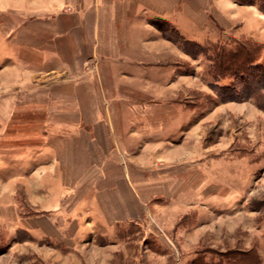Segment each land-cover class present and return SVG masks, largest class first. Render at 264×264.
I'll return each instance as SVG.
<instances>
[{
  "label": "crops",
  "instance_id": "obj_1",
  "mask_svg": "<svg viewBox=\"0 0 264 264\" xmlns=\"http://www.w3.org/2000/svg\"><path fill=\"white\" fill-rule=\"evenodd\" d=\"M167 28L199 44L264 43V14L235 0H0L8 221L65 239L66 227L76 236L204 200L205 153L191 150L203 105L189 100L190 56Z\"/></svg>",
  "mask_w": 264,
  "mask_h": 264
},
{
  "label": "rangeland",
  "instance_id": "obj_2",
  "mask_svg": "<svg viewBox=\"0 0 264 264\" xmlns=\"http://www.w3.org/2000/svg\"><path fill=\"white\" fill-rule=\"evenodd\" d=\"M248 1L253 5L241 6L264 14V0ZM166 30L190 56L186 70L195 77L199 94L189 100L203 105L194 116L193 121H202L192 135L191 150L205 153L199 158L210 181L199 191L204 200H195L194 207L190 195L185 209L168 218H159L156 210L152 217L113 228L82 225L76 236L72 226L66 227L70 237L65 239L32 232L34 237L22 228V218L8 221V188L1 183L8 182V174L0 168V264H264V75L257 77L259 83L224 71L217 76L212 61L218 49H235L250 40L261 45L256 65L264 69V43L221 35L199 44ZM84 65L87 74L95 75L94 63ZM0 151L6 152L0 153V166L8 167V139L0 141Z\"/></svg>",
  "mask_w": 264,
  "mask_h": 264
},
{
  "label": "trees",
  "instance_id": "obj_3",
  "mask_svg": "<svg viewBox=\"0 0 264 264\" xmlns=\"http://www.w3.org/2000/svg\"><path fill=\"white\" fill-rule=\"evenodd\" d=\"M240 3L241 5H253L248 0H240ZM262 8H264L263 5ZM163 31L167 33V30L163 29ZM168 38L172 37L168 36ZM174 41L178 43L184 51L182 44L177 40ZM260 47L261 45L257 42L247 40L239 44L235 49H218V52L212 60L213 64H215L214 69L216 70L217 76L222 75V71H224V73L230 77H241L248 81L259 83L260 81L257 80V77L264 75V69L256 65L259 58ZM262 108L264 109V102Z\"/></svg>",
  "mask_w": 264,
  "mask_h": 264
}]
</instances>
